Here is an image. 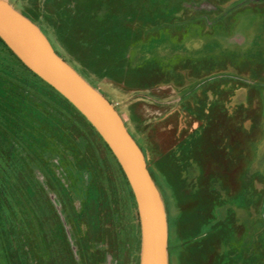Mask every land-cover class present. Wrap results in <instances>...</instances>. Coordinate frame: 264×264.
<instances>
[{
  "label": "rangeland",
  "instance_id": "obj_1",
  "mask_svg": "<svg viewBox=\"0 0 264 264\" xmlns=\"http://www.w3.org/2000/svg\"><path fill=\"white\" fill-rule=\"evenodd\" d=\"M7 1L122 115L165 203L169 264H264V0ZM0 96V264H140L114 155L1 40Z\"/></svg>",
  "mask_w": 264,
  "mask_h": 264
},
{
  "label": "water",
  "instance_id": "obj_2",
  "mask_svg": "<svg viewBox=\"0 0 264 264\" xmlns=\"http://www.w3.org/2000/svg\"><path fill=\"white\" fill-rule=\"evenodd\" d=\"M0 38L38 77L96 129L120 164L136 199L142 232L140 264H169L165 203L146 156L112 102L54 48L38 24L0 0Z\"/></svg>",
  "mask_w": 264,
  "mask_h": 264
},
{
  "label": "trees",
  "instance_id": "obj_3",
  "mask_svg": "<svg viewBox=\"0 0 264 264\" xmlns=\"http://www.w3.org/2000/svg\"><path fill=\"white\" fill-rule=\"evenodd\" d=\"M0 40L1 41H3L1 38H0ZM4 42V41H3ZM5 43V42H4ZM21 61V60H20ZM22 62V61H21ZM23 63V62H22ZM24 64V63H23ZM27 70H29L34 76H36V77H38L35 73H33L28 67H27ZM41 81H43L44 83H46L44 80H42L40 77H38ZM46 85L47 86H49L53 91H55L56 93H58L62 98H64L65 100H67L64 96H62L58 91H56L52 86H50L48 83H46ZM0 99H3V97L2 96H0ZM13 99H15L14 97L13 98H10V101H8L7 103H8V105L10 106V108H8V107H6L7 108V110H9V112H7V111H5V113L7 114V116H8V118L10 117L11 118V121H7V122H4V124H5V129H6V126H8L9 128H12V125L11 126H9L10 124H11V122L12 123H16V122H18V120H19V118H17L18 117V114L16 113L17 112V109L16 110H14V111H12V103H13ZM15 101V100H14ZM68 101V100H67ZM28 101H27V99H26V101H25V103H21L22 105H23V109H24V111L23 112H25L24 113V115L26 116L25 118H26V123H25V127H26V125H28V119L30 118H33V116H34V114H33V112L30 110H28V103H27ZM69 102V101H68ZM69 104L71 105V106H73L70 102H69ZM74 107V106H73ZM75 108V107H74ZM76 109V108H75ZM77 110V109H76ZM78 111V110H77ZM13 112V113H12ZM79 112V111H78ZM80 113V112H79ZM81 114V113H80ZM82 115V114H81ZM83 116V115H82ZM84 117V116H83ZM85 118V117H84ZM21 119H22V122L24 123L25 121H24V118H22L21 117ZM48 120V119H47ZM21 122V120L19 121V123H22ZM46 122V119H43V122H40V123H42V124H44ZM127 126V125H126ZM259 127H260V124H259ZM259 127H257V124L256 125H254V129H256V128H259ZM9 128L8 129H6L7 131H9ZM95 129V128H94ZM130 131V130H129ZM131 132V131H130ZM133 135V134H132ZM256 140V138H254L253 139V141H255ZM105 142V141H104ZM106 146L108 147V145L106 144ZM109 148V147H108ZM109 150H110V148H109ZM110 152L112 153V151L110 150ZM113 154V153H112ZM114 155V154H113ZM114 158L116 159V157L114 156ZM117 160V159H116ZM117 163H118V161H117ZM118 165H119V167L121 168V166H120V164L118 163ZM150 169V168H149ZM121 170H122V168H121ZM122 172H123V170H122ZM123 175H124V177H125V179L127 180V178H126V176H125V174H124V172H123ZM127 182H128V180H127ZM129 183V182H128Z\"/></svg>",
  "mask_w": 264,
  "mask_h": 264
}]
</instances>
